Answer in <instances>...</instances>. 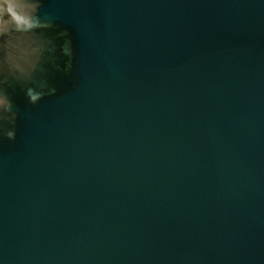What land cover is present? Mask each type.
<instances>
[{
	"label": "water",
	"instance_id": "95a60500",
	"mask_svg": "<svg viewBox=\"0 0 264 264\" xmlns=\"http://www.w3.org/2000/svg\"><path fill=\"white\" fill-rule=\"evenodd\" d=\"M0 138V264H264V0H41ZM64 30L70 72L50 70ZM15 39L11 45H16ZM17 49L10 47L15 53ZM49 71V72H48ZM48 73L56 92L26 94Z\"/></svg>",
	"mask_w": 264,
	"mask_h": 264
},
{
	"label": "clouds",
	"instance_id": "9594fccd",
	"mask_svg": "<svg viewBox=\"0 0 264 264\" xmlns=\"http://www.w3.org/2000/svg\"><path fill=\"white\" fill-rule=\"evenodd\" d=\"M41 0H0V54L5 62H12L13 65L23 74L30 75L41 58V48L25 44L20 46L22 41L27 39V34L33 30L45 27L57 30L59 26L55 22H43L38 14ZM63 38V43L59 46L60 55L67 57L63 61V67L56 55V48L47 57V64L50 70H62L70 72L72 69V48L71 41L67 39L64 30L55 31V39ZM17 41L16 45H11V40ZM10 47H15V53L9 51ZM48 71V72H49ZM56 88L51 85L48 73L39 76L31 83L26 97L31 104L37 103L42 97L52 95ZM17 112L14 110L9 98L0 94V138L7 137L14 139Z\"/></svg>",
	"mask_w": 264,
	"mask_h": 264
}]
</instances>
